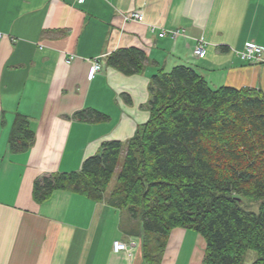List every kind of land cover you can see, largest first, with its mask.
Masks as SVG:
<instances>
[{"label": "crops", "instance_id": "1", "mask_svg": "<svg viewBox=\"0 0 264 264\" xmlns=\"http://www.w3.org/2000/svg\"><path fill=\"white\" fill-rule=\"evenodd\" d=\"M133 11L142 22L124 20ZM201 38L206 53L197 59ZM247 43L264 47V0H0V264H146L127 213L68 191L38 202L34 182L79 172L105 142L126 146L149 118V84L160 70L191 67L212 89L264 94V65L238 55ZM128 48L145 55L138 74L106 65ZM93 61L101 68L90 78ZM83 110L103 119H76ZM19 115L33 139L13 152ZM191 237L194 253L184 249ZM114 241L128 252L114 253ZM204 248L195 232L174 229L160 264H201Z\"/></svg>", "mask_w": 264, "mask_h": 264}, {"label": "trees", "instance_id": "2", "mask_svg": "<svg viewBox=\"0 0 264 264\" xmlns=\"http://www.w3.org/2000/svg\"><path fill=\"white\" fill-rule=\"evenodd\" d=\"M145 55L136 48L106 56V65L138 74ZM149 118L126 143L105 142L79 172L35 180L33 197L47 200L68 191L127 213L137 221L146 264H160L172 230L195 232L205 243L201 264H264V94L248 89H212L191 67L158 71L149 84ZM96 122L93 110L75 114ZM33 134L16 116L9 147L25 151ZM243 201L260 202L258 211Z\"/></svg>", "mask_w": 264, "mask_h": 264}, {"label": "built area", "instance_id": "3", "mask_svg": "<svg viewBox=\"0 0 264 264\" xmlns=\"http://www.w3.org/2000/svg\"><path fill=\"white\" fill-rule=\"evenodd\" d=\"M75 3L81 4L84 2V0H73ZM125 21H137L142 22L143 21V15L139 11H133L129 14L124 16ZM179 34L178 31H172L171 38L175 39ZM165 36V32H162L160 34V37ZM206 42L201 38L197 44V46L193 50V56L197 59H202L205 56L206 53ZM239 57L243 61H247L250 64H258V65H264V47L257 46L253 43H247L243 50L238 53ZM74 57H70L69 60H67V63H70ZM89 72V77L91 78L95 73H97L101 66L96 61H93ZM112 251L114 253H121V252H128V246L125 243L114 241L112 244Z\"/></svg>", "mask_w": 264, "mask_h": 264}, {"label": "rangeland", "instance_id": "4", "mask_svg": "<svg viewBox=\"0 0 264 264\" xmlns=\"http://www.w3.org/2000/svg\"><path fill=\"white\" fill-rule=\"evenodd\" d=\"M170 71H171V69L169 70V72ZM125 151H126V146L123 147V150H122L121 156L119 158L118 165H117V168L115 170L114 176H113V178L111 180L110 188L109 189H111V187L115 183L116 177H117V175H118V173L120 171V168L122 166V163H123V160H124V157H125ZM243 205L246 208H248L249 210L254 211V212H257L258 211V207L260 205V202L243 201ZM135 222H136L135 224H136V226L138 228V232L136 234L141 235V233L139 234L140 228H139L138 222L137 221H135ZM141 242H142V238H141ZM198 248H199V244H197V241H195V239L193 240V237L187 238L185 240L184 249L186 251L187 250L193 251L194 249L196 250ZM194 251H193V253H194ZM255 258H256V254L253 251H248L246 253V255H245V259H244L243 264H252L255 261Z\"/></svg>", "mask_w": 264, "mask_h": 264}]
</instances>
